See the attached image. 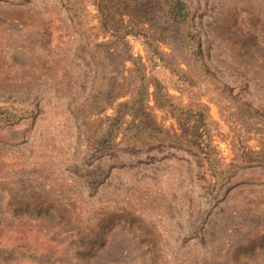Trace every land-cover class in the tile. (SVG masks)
Masks as SVG:
<instances>
[{"label":"rangeland","instance_id":"1","mask_svg":"<svg viewBox=\"0 0 264 264\" xmlns=\"http://www.w3.org/2000/svg\"><path fill=\"white\" fill-rule=\"evenodd\" d=\"M167 1L0 0V107L23 113L0 125V264H264V165L244 164L232 143L236 133L264 151V0H183L208 74L183 50ZM131 28L163 60L117 32ZM127 55L176 106L206 105L219 168L188 147L193 118L156 103L152 84L143 132L136 114L119 120L134 99ZM241 100L262 116H243Z\"/></svg>","mask_w":264,"mask_h":264},{"label":"trees","instance_id":"2","mask_svg":"<svg viewBox=\"0 0 264 264\" xmlns=\"http://www.w3.org/2000/svg\"><path fill=\"white\" fill-rule=\"evenodd\" d=\"M100 7V6H99ZM102 8V6L100 7ZM164 15L171 20L173 23L180 25L183 28V34L181 39V46L185 51L186 55L195 63L197 68L203 73H207V67L202 59V50H201V42L199 36L190 29L189 23V11L186 3L183 0H168L164 6ZM107 15H103V18L100 19L101 22H106ZM105 24V23H103ZM106 25V24H105ZM107 26V25H106ZM118 34L121 35V38H125L127 35H135L140 36L142 38V43L145 51V59L148 62L154 63V58L157 57L160 60H163V52L158 49L155 45L152 46L151 41L149 40L148 35L150 33L145 29L135 31L134 28L128 29L122 32L120 29H117ZM124 46H126V41H122ZM96 48H109V42L106 40L98 41L95 44ZM166 55V54H164ZM128 56V55H127ZM133 66V74L135 77V86H134V99L129 102V100H125L120 103L121 109L118 112V118L121 121L123 116L127 113L131 112L134 115L136 114L139 117V127L136 129V134H141L144 129V125L141 123L145 113V106L147 105V97H148V87L152 84L154 88V99L155 102H159L161 105L167 104L168 107L181 111L185 116L191 117L194 120V125L192 129L191 139L187 140L188 147L198 152V155L203 154L205 156V160L209 166V169L212 168L210 164H215L212 158V145L210 143L208 131H207V120L209 121L210 117L206 113V105H198L197 108H192L189 106L178 107L172 102V95L164 89V85L162 82L155 77V75L150 74L148 76L145 62H142L139 57L128 56ZM154 64H151V68L153 69ZM174 71V69H171ZM179 76L183 77L184 81H188L190 84H194L192 79L183 73H181L180 69L176 70ZM210 80V75H208ZM214 87L218 90V92H226V86H220L218 83H214ZM236 107L240 110L242 115L247 118H260L262 115L259 110L253 106L250 102L246 100L235 101ZM181 108V109H180ZM23 113L16 110H11L6 107H0V125L10 124L14 122L16 119L20 118ZM103 129L107 130V127ZM235 133V131H234ZM110 136L108 133L104 135H99L97 137H93L90 141V151L91 158L99 155L104 152L105 148L108 147L110 142ZM234 140V143H233ZM173 142L175 144H182V142L178 141V139L170 140L169 142ZM233 149L238 155V159H240L244 164L248 166H258L264 165V151H257L251 149L246 145L244 139H242L241 135L234 134L232 138ZM219 168L218 166H216ZM211 173L213 176H216V169H212ZM220 170V169H219Z\"/></svg>","mask_w":264,"mask_h":264}]
</instances>
